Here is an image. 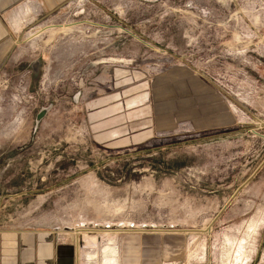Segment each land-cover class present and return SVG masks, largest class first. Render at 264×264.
Returning <instances> with one entry per match:
<instances>
[{"label": "rangeland", "instance_id": "obj_1", "mask_svg": "<svg viewBox=\"0 0 264 264\" xmlns=\"http://www.w3.org/2000/svg\"><path fill=\"white\" fill-rule=\"evenodd\" d=\"M47 17L0 71V230L54 229L75 264H104L106 245L122 264L133 244L165 264H264V0H68ZM113 68L185 69L230 123L101 148L84 107Z\"/></svg>", "mask_w": 264, "mask_h": 264}, {"label": "crops", "instance_id": "obj_2", "mask_svg": "<svg viewBox=\"0 0 264 264\" xmlns=\"http://www.w3.org/2000/svg\"><path fill=\"white\" fill-rule=\"evenodd\" d=\"M67 3L0 0V71L13 58L27 22L62 12ZM109 74L113 91L91 98L84 107L90 137L101 148L117 150L169 138L181 140L230 123L228 107L213 99L210 88L197 83L185 69L168 70L151 84L128 70L113 68ZM132 248L131 257L123 256L122 264H165L143 259L149 249L142 250L140 245L135 258L134 244ZM72 250L64 236L49 227L0 230V264H75Z\"/></svg>", "mask_w": 264, "mask_h": 264}, {"label": "bare ground", "instance_id": "obj_3", "mask_svg": "<svg viewBox=\"0 0 264 264\" xmlns=\"http://www.w3.org/2000/svg\"><path fill=\"white\" fill-rule=\"evenodd\" d=\"M103 252H105L106 256H108V258L105 257L106 261L104 260L105 261L104 264H117L118 251H117L116 247L114 248V247H111L110 245L109 246L106 245L105 251H103ZM95 258H96V254L89 255V259L92 260L93 262H94Z\"/></svg>", "mask_w": 264, "mask_h": 264}, {"label": "water", "instance_id": "obj_4", "mask_svg": "<svg viewBox=\"0 0 264 264\" xmlns=\"http://www.w3.org/2000/svg\"><path fill=\"white\" fill-rule=\"evenodd\" d=\"M47 111H48V107H42L38 111V113L36 114V117H35L36 123H38L44 117V115L46 114Z\"/></svg>", "mask_w": 264, "mask_h": 264}]
</instances>
